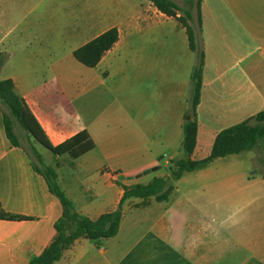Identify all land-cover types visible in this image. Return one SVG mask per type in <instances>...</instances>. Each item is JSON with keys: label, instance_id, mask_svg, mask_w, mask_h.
I'll return each mask as SVG.
<instances>
[{"label": "crops", "instance_id": "crops-1", "mask_svg": "<svg viewBox=\"0 0 264 264\" xmlns=\"http://www.w3.org/2000/svg\"><path fill=\"white\" fill-rule=\"evenodd\" d=\"M200 13L199 42L204 58L196 108L197 137L191 153L195 160L211 153L222 129L264 110V0H200ZM175 25L182 26L185 36L177 45ZM113 26L119 38L94 67L111 64L115 54L120 56L129 44L127 31H134L132 118L116 116L113 111L88 118L68 97L53 100L23 77L0 76L13 79L16 91L54 146L81 131L89 132L94 146L78 156L48 149L56 160L63 155L82 159V165L98 174L94 187H87L91 193L83 195L73 181L63 183L60 164L55 163L59 184L76 209L92 219L117 208L121 201L124 189L111 179L112 173L130 176L157 166L136 179L141 183L170 175V171L159 172L161 162L169 167L183 141L195 66L193 54L186 52L196 51L189 47L185 27L150 0L141 4L135 21L117 19L82 44ZM4 46L0 36V51ZM118 69L129 72L127 63ZM122 80L121 85L128 84L129 76ZM211 163L193 171L209 174ZM187 172L192 171H184L174 181L167 200L154 196L126 199L116 235L101 240L79 238L56 264H264V180L239 169L229 177L182 189L181 184L188 182ZM0 207L27 217L0 218V264H27L53 240L62 205L33 168L25 149L7 137L1 110Z\"/></svg>", "mask_w": 264, "mask_h": 264}, {"label": "rangeland", "instance_id": "rangeland-1", "mask_svg": "<svg viewBox=\"0 0 264 264\" xmlns=\"http://www.w3.org/2000/svg\"><path fill=\"white\" fill-rule=\"evenodd\" d=\"M146 1L0 0V36L4 37V51L7 54V59L0 69V76L23 77L31 87H41L43 94L53 100L68 97L88 118L108 115L112 111L116 116L134 117V31H127L130 34L129 44L123 48L120 56L115 54L111 64L103 62L97 67H88L79 62L72 51L117 19L125 22L135 21L139 16L141 4ZM175 1L185 5V0ZM193 12L195 17L191 23L196 27V7ZM173 33L175 45L180 42L181 37L185 38L180 25H175ZM178 50L185 51V48L179 47ZM186 52L193 54L196 64L197 53ZM122 63H127L129 72H120L118 66ZM125 75L129 76L128 84L121 85ZM21 131L24 136H21L20 140L24 146L29 147L30 142L33 143L44 162L56 170L55 163L60 164L59 172L63 183L73 181L83 195L91 193L87 187H94L93 181L98 174L82 165V159L79 161L69 155H63L56 160L48 148L39 142L35 144L32 139L28 140V133ZM239 169L246 171L256 180H264L262 144L250 150L214 159L210 164L209 174L203 171L187 172L184 177L188 182L184 181L181 187L197 188L207 179L229 177L233 171ZM169 171L163 160L159 172ZM118 174L112 173L111 179L117 181ZM136 179L125 181L131 183ZM191 179L197 181L193 183L190 182Z\"/></svg>", "mask_w": 264, "mask_h": 264}, {"label": "trees", "instance_id": "trees-1", "mask_svg": "<svg viewBox=\"0 0 264 264\" xmlns=\"http://www.w3.org/2000/svg\"><path fill=\"white\" fill-rule=\"evenodd\" d=\"M150 1L159 11L167 16L174 17L185 27L189 47L197 52L198 61L191 73V99L182 125L183 146L181 153L178 155L179 159L175 161V157L171 158L170 175L166 178L155 176L148 183L135 182L132 184H124L121 180H117L124 189L117 208L104 212L95 219L80 213L76 209L72 199L59 184L55 168L44 162L41 153L33 143L30 142L29 147L21 143V136H24L21 130L28 133L26 135L28 140L34 137L53 153L68 152L72 156H78L94 146L89 132L86 130L81 131L63 143L54 146L25 99L16 91L13 79L0 77V110L3 114L7 137L13 145L25 149L31 158L33 168L45 178L49 190L60 200L62 205V214L54 223L56 234L53 240L39 255L32 257L27 264H56L65 249L73 245L79 238L101 240L116 235L123 214L122 204L130 197L147 198L154 196L159 201L167 200L174 190V181L179 179L184 171L201 169L216 158L250 150L258 144H262L264 147V110H262L246 120L222 129L216 135L211 153L207 157L196 160L191 158L197 137L196 108L201 95V73L204 58L199 42L200 0H185L184 6L175 0ZM194 7L197 11L196 27L191 23L195 17ZM118 38L119 31L117 27H110L74 49L73 56L84 65L94 67L117 42ZM6 59V52L0 51V69ZM0 218L25 219L27 217L7 212L0 207Z\"/></svg>", "mask_w": 264, "mask_h": 264}, {"label": "water", "instance_id": "water-1", "mask_svg": "<svg viewBox=\"0 0 264 264\" xmlns=\"http://www.w3.org/2000/svg\"><path fill=\"white\" fill-rule=\"evenodd\" d=\"M182 146H183V141L180 143V145L178 146L177 150H176V151L173 153V155H172V158L175 157V161H177V160L179 159L178 154L181 152V150H182ZM155 169H157V166H154V167H152V168L145 169V170H143L142 172H139V173L136 174V175L126 176V175H124V174H119V175L117 176V178H118L119 180H126V179H129V180H130V179L138 178V177L142 176L143 174L149 173V172H151V171H153V170H155Z\"/></svg>", "mask_w": 264, "mask_h": 264}]
</instances>
